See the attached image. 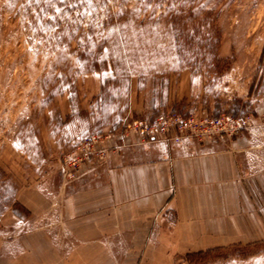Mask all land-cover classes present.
<instances>
[{
    "label": "rangeland",
    "instance_id": "obj_1",
    "mask_svg": "<svg viewBox=\"0 0 264 264\" xmlns=\"http://www.w3.org/2000/svg\"><path fill=\"white\" fill-rule=\"evenodd\" d=\"M175 11L201 18L211 11L208 26L221 32L218 55L229 63L221 77L207 64L181 61ZM263 52L264 0H183L172 9L157 0H0V264H146L108 259L99 245L80 252L63 213L51 211V197L78 181L92 160L106 162L93 156L74 165L83 141L129 137L123 134L135 119L173 111L199 122L253 114L250 128L215 139L264 138ZM255 78L261 84L250 96ZM30 192L38 203L23 199ZM34 236L63 257L32 252L26 241ZM209 250L164 264H264V239L199 252Z\"/></svg>",
    "mask_w": 264,
    "mask_h": 264
},
{
    "label": "crops",
    "instance_id": "obj_2",
    "mask_svg": "<svg viewBox=\"0 0 264 264\" xmlns=\"http://www.w3.org/2000/svg\"><path fill=\"white\" fill-rule=\"evenodd\" d=\"M263 140L254 133L205 143L116 134L107 161L88 163L78 181L51 197V211L63 213L80 252L99 245L111 260L164 264L177 255L262 240ZM31 193L21 197L30 203ZM35 236L26 241L32 252L63 257L54 243Z\"/></svg>",
    "mask_w": 264,
    "mask_h": 264
},
{
    "label": "built area",
    "instance_id": "obj_3",
    "mask_svg": "<svg viewBox=\"0 0 264 264\" xmlns=\"http://www.w3.org/2000/svg\"><path fill=\"white\" fill-rule=\"evenodd\" d=\"M254 119L253 114L240 116L221 115L199 122L192 115L183 116L179 112L173 111L162 114L156 119L149 121L145 119H135L126 126V131L123 135L125 136L134 133V131H138L150 140L180 143L183 140L194 138L199 143H205L214 140L223 133L236 134L239 131L248 129L252 126V121H254ZM109 149V138L104 139L100 136H95L87 139L83 141L79 147L81 157L75 158L74 165L79 164L81 166L82 163L88 161L93 156L101 161H107ZM70 169L73 170L71 166ZM68 176L69 178L73 176L72 171L67 170V177Z\"/></svg>",
    "mask_w": 264,
    "mask_h": 264
},
{
    "label": "trees",
    "instance_id": "obj_4",
    "mask_svg": "<svg viewBox=\"0 0 264 264\" xmlns=\"http://www.w3.org/2000/svg\"><path fill=\"white\" fill-rule=\"evenodd\" d=\"M183 0H157L159 3H163L167 8L172 9L176 4H179ZM205 18L197 15L194 11H175L172 13L173 30L175 32V40L177 43V52L181 58V61L194 59L196 65L207 64L212 72V75L221 77L223 73L229 67V63L221 59L218 55V48L221 42L220 29L213 23L208 26L211 17V11L204 13ZM196 20V25L189 27L187 21ZM264 61V52L261 57V66ZM223 63L225 65H223ZM261 82L259 78H255L250 88V96L259 88ZM13 212L22 217L23 213L20 211L23 207L15 202L13 205ZM206 252H196L187 255V258L206 256Z\"/></svg>",
    "mask_w": 264,
    "mask_h": 264
}]
</instances>
